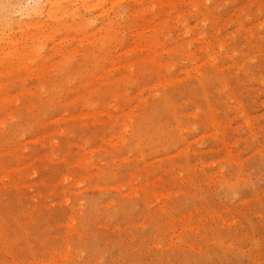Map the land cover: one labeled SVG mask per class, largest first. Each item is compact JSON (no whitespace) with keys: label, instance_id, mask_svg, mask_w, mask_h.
I'll return each instance as SVG.
<instances>
[{"label":"rangeland","instance_id":"374dc122","mask_svg":"<svg viewBox=\"0 0 264 264\" xmlns=\"http://www.w3.org/2000/svg\"><path fill=\"white\" fill-rule=\"evenodd\" d=\"M33 5L0 0V264H264V0Z\"/></svg>","mask_w":264,"mask_h":264},{"label":"bare ground","instance_id":"6f19581e","mask_svg":"<svg viewBox=\"0 0 264 264\" xmlns=\"http://www.w3.org/2000/svg\"><path fill=\"white\" fill-rule=\"evenodd\" d=\"M39 1H41V0H34L35 7H34V5L32 7H29L30 9H32L33 7L34 8L32 9L33 12H30V10H28V15L31 13L39 14L38 16H41V18L49 17V18H47V20L50 19V20L56 21L58 19V17H60L61 12H62V14H65V15L67 12L68 13L72 12V15H73L72 17H74L73 12L75 11V9H77V6H80L84 10H88V11L96 10V11H99L100 14H102L104 11H106V5L111 0H42L43 3H42V1L41 2H39ZM135 1L138 2L140 0H135ZM63 2L66 3V6H63ZM140 4L141 3H139L137 5V7H139ZM26 8H27V5H26ZM19 10L21 11V9H19ZM63 19H64V17H63ZM110 21H111V19H109V18H106L104 20V22L106 23L102 28L104 35L107 34L106 30L108 28V24ZM4 55L6 56V54H4Z\"/></svg>","mask_w":264,"mask_h":264}]
</instances>
